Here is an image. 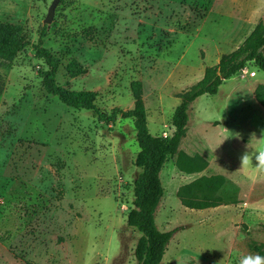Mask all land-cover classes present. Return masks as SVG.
Listing matches in <instances>:
<instances>
[{"label": "rangeland", "instance_id": "obj_1", "mask_svg": "<svg viewBox=\"0 0 264 264\" xmlns=\"http://www.w3.org/2000/svg\"><path fill=\"white\" fill-rule=\"evenodd\" d=\"M52 1L0 0V22L21 26L30 42L11 63L0 61V264H136L140 234L127 225L137 175L132 120L99 121L44 90L38 71L47 67L35 54L43 28L42 46L59 60V87L95 93L96 107L110 115L133 108L130 85L139 81L150 134L170 136L179 94L264 23V0H60L46 25ZM74 62L83 70L77 77L67 71ZM260 84L249 63L216 95L191 104L178 152H201L209 166L184 173L176 154L160 174L155 223L173 232L161 264L264 256V170L256 159L264 109L253 100ZM212 175L225 179L213 194L221 205H182L178 191L192 185L201 199L197 181Z\"/></svg>", "mask_w": 264, "mask_h": 264}, {"label": "trees", "instance_id": "obj_2", "mask_svg": "<svg viewBox=\"0 0 264 264\" xmlns=\"http://www.w3.org/2000/svg\"><path fill=\"white\" fill-rule=\"evenodd\" d=\"M46 29L44 26L38 44L35 45L37 59L47 67L38 71L44 90L68 107L91 111L99 121L112 123L118 115L123 119L132 120L138 146L134 161L137 175L133 180V208L127 215V225L140 234L134 249L136 264H161L173 232L160 231L155 223V214L164 195L160 174L169 158L176 154H178L176 166L184 173H200L207 168L208 162L200 155L190 156L178 152L186 136L191 104L201 96L216 95L224 80L242 72L249 63L258 71L264 72V23L259 22L237 49L222 55L216 65L205 69L200 81L179 94L180 103L171 117L173 132L166 137L151 135L148 130L142 84L139 81H134L130 85L134 100L133 108L128 111L114 109L110 115L96 107L95 93L68 91L59 87L55 81L59 60L42 46L41 40L46 35ZM29 45L30 42L21 26L0 22L1 62L11 63ZM67 71L72 77L83 73L82 68L75 62L67 67ZM254 96L264 108V85L256 87ZM223 184L224 178L220 175L201 177L197 181V186L201 188L202 185L205 191L201 199L194 193L192 185L182 187L177 196L182 205L189 209L216 208L221 205V200L213 194Z\"/></svg>", "mask_w": 264, "mask_h": 264}, {"label": "clouds", "instance_id": "obj_3", "mask_svg": "<svg viewBox=\"0 0 264 264\" xmlns=\"http://www.w3.org/2000/svg\"><path fill=\"white\" fill-rule=\"evenodd\" d=\"M257 163L259 165L258 170H264V151H261L256 156ZM249 162V155L245 153L241 157L242 166L246 165ZM240 264H264V256L259 254L256 255H245L240 259Z\"/></svg>", "mask_w": 264, "mask_h": 264}, {"label": "water", "instance_id": "obj_4", "mask_svg": "<svg viewBox=\"0 0 264 264\" xmlns=\"http://www.w3.org/2000/svg\"><path fill=\"white\" fill-rule=\"evenodd\" d=\"M60 0H53L49 9H48V14L46 16V19H45V24L46 25H49L51 22H52V19H53V16H54V13H55V9L57 7V5L59 4Z\"/></svg>", "mask_w": 264, "mask_h": 264}, {"label": "crops", "instance_id": "obj_5", "mask_svg": "<svg viewBox=\"0 0 264 264\" xmlns=\"http://www.w3.org/2000/svg\"><path fill=\"white\" fill-rule=\"evenodd\" d=\"M251 32H252V31H251ZM251 32H250V33H251ZM247 37H248V36H247ZM247 37H246V38H247ZM246 38H245V39H246ZM245 39H244V40H245ZM242 43H243V42H242ZM238 47H239V46H238ZM238 47H237V48H238ZM237 48H236V49H237ZM220 58H221V57H220ZM218 62H219V61H218ZM259 74L261 75V78H262V80L264 81V72L259 71ZM230 79H231V78H230ZM227 80H228V79H227ZM224 81H225V80H224ZM224 81H223V82H224ZM223 82H222V83H223ZM262 83H263V82H262ZM221 85H222V84H221ZM221 85H220V86H221ZM263 85H264V84H263ZM218 90H219V89H218ZM253 91H254V90H253ZM253 100L256 101L255 96H254V93H253ZM256 102H257V101H256ZM257 103H258V102H257ZM258 104H259V103H258ZM259 105H260V104H259ZM260 106H261V105H260ZM261 107H262V106H261ZM262 108H263V107H262ZM263 109H264V108H263ZM222 124H223V130H224L225 132H227V128H228L229 125L226 123V121H225L224 123H222ZM163 137H164V136H163ZM184 138H185V137H184ZM202 154H203V153H202ZM194 155H195V154H194ZM198 155H200V156H201L202 158H204V159L206 158V156H204V154L201 155V152H200V154H198ZM203 156H204V157H203ZM205 160L207 161V159H205ZM207 162H208V161H207ZM208 166H209V162H208ZM208 166H207V167H208ZM212 176H214V175H212ZM220 176H222V175H220ZM222 177H223V176H222ZM223 178H224V177H223ZM224 181H225V179H224Z\"/></svg>", "mask_w": 264, "mask_h": 264}, {"label": "built area", "instance_id": "obj_6", "mask_svg": "<svg viewBox=\"0 0 264 264\" xmlns=\"http://www.w3.org/2000/svg\"><path fill=\"white\" fill-rule=\"evenodd\" d=\"M255 73H252V76L254 75ZM164 137H166V135H164Z\"/></svg>", "mask_w": 264, "mask_h": 264}]
</instances>
